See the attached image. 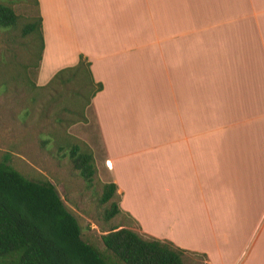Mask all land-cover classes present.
I'll use <instances>...</instances> for the list:
<instances>
[{"label":"crops","instance_id":"1","mask_svg":"<svg viewBox=\"0 0 264 264\" xmlns=\"http://www.w3.org/2000/svg\"><path fill=\"white\" fill-rule=\"evenodd\" d=\"M37 8L36 84L88 60L96 172L139 233L206 264H264V0Z\"/></svg>","mask_w":264,"mask_h":264},{"label":"trees","instance_id":"2","mask_svg":"<svg viewBox=\"0 0 264 264\" xmlns=\"http://www.w3.org/2000/svg\"><path fill=\"white\" fill-rule=\"evenodd\" d=\"M32 2L36 15L23 23L19 32L29 37L31 48L37 43L40 59L41 17L37 0ZM16 21L11 6L0 2V28H13ZM68 83L76 86V93L84 91L86 104L101 89L81 54L74 65L58 69L41 87ZM62 141L57 151H62L72 168L90 184L96 171L92 152L85 143ZM9 158L7 152L0 157V264H185L186 250L122 225H111L100 235L102 251L84 241L76 218L54 185L25 177L10 165ZM118 199L116 185L102 182L97 201L107 203L102 211L105 221L122 213Z\"/></svg>","mask_w":264,"mask_h":264},{"label":"rangeland","instance_id":"3","mask_svg":"<svg viewBox=\"0 0 264 264\" xmlns=\"http://www.w3.org/2000/svg\"><path fill=\"white\" fill-rule=\"evenodd\" d=\"M17 15L13 28H0V157L9 153V163L19 173L34 180L52 183L65 207L76 218L81 238L103 250L100 235L111 225L133 229L123 213L103 219L106 204L97 196L103 182L95 171L87 184L72 168L67 156L57 151L62 140L82 142L101 154L97 132L84 91L76 86L36 84L37 43L31 48L28 36H21L20 26L36 15L32 0H0ZM44 85V84H42ZM97 143V148H95ZM100 153H99V152ZM185 264H206L195 253H185Z\"/></svg>","mask_w":264,"mask_h":264},{"label":"built area","instance_id":"4","mask_svg":"<svg viewBox=\"0 0 264 264\" xmlns=\"http://www.w3.org/2000/svg\"><path fill=\"white\" fill-rule=\"evenodd\" d=\"M105 165L108 166V162L107 161H105Z\"/></svg>","mask_w":264,"mask_h":264},{"label":"bare ground","instance_id":"5","mask_svg":"<svg viewBox=\"0 0 264 264\" xmlns=\"http://www.w3.org/2000/svg\"><path fill=\"white\" fill-rule=\"evenodd\" d=\"M109 165V164H108Z\"/></svg>","mask_w":264,"mask_h":264}]
</instances>
